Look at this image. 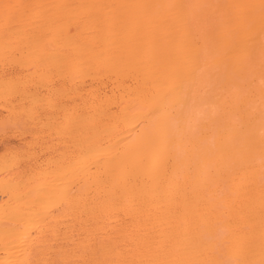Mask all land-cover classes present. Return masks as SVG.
Listing matches in <instances>:
<instances>
[{"label": "bare ground", "instance_id": "bare-ground-1", "mask_svg": "<svg viewBox=\"0 0 264 264\" xmlns=\"http://www.w3.org/2000/svg\"><path fill=\"white\" fill-rule=\"evenodd\" d=\"M30 96L0 264H264V0H0V102Z\"/></svg>", "mask_w": 264, "mask_h": 264}, {"label": "rangeland", "instance_id": "rangeland-1", "mask_svg": "<svg viewBox=\"0 0 264 264\" xmlns=\"http://www.w3.org/2000/svg\"><path fill=\"white\" fill-rule=\"evenodd\" d=\"M40 99L39 97L35 98V96H33L20 106L15 105V107H12V104H10L9 107L5 108L2 107L1 100L0 121L10 118L11 114L16 113L18 117H21V121L28 122L29 110L33 105L36 110L40 111L41 115H44L42 108L45 106L47 99ZM34 121L36 122L35 124L31 123L30 126L26 125L19 128L14 125H4L0 123V158L4 157V159L7 160L5 164H9L11 160L15 158L27 159L31 155L37 156L38 162H44L49 157V154L44 153L41 149L43 147L42 142L45 139H38L35 137L37 132L43 130L40 126L44 122V118L40 116Z\"/></svg>", "mask_w": 264, "mask_h": 264}]
</instances>
